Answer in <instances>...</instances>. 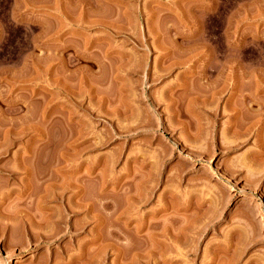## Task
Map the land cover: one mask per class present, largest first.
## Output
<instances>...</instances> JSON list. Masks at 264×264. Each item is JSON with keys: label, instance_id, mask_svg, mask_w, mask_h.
<instances>
[{"label": "rangeland", "instance_id": "1", "mask_svg": "<svg viewBox=\"0 0 264 264\" xmlns=\"http://www.w3.org/2000/svg\"><path fill=\"white\" fill-rule=\"evenodd\" d=\"M130 262L264 264V0H0V264Z\"/></svg>", "mask_w": 264, "mask_h": 264}, {"label": "bare ground", "instance_id": "2", "mask_svg": "<svg viewBox=\"0 0 264 264\" xmlns=\"http://www.w3.org/2000/svg\"><path fill=\"white\" fill-rule=\"evenodd\" d=\"M243 68V67H242ZM242 71V70H241ZM244 71V70H243ZM150 74V73H149ZM154 75H156V74H154ZM152 77H153V75H152ZM244 78V77H243ZM153 79V78H152ZM157 79V78H156ZM159 79V78H158ZM147 80V79H146ZM243 99V98H242ZM254 100V99H253ZM254 103V102H253ZM261 106V105H260ZM245 111V110H244ZM247 111V110H246ZM245 115V114H244ZM251 115V114H250ZM243 117V116H242ZM246 119H247V117H246ZM238 122V121H237ZM243 122V121H242ZM243 124V123H242ZM241 124V125H242ZM252 124V123H251ZM240 126V125H239ZM243 128V127H242ZM248 128V127H247ZM251 128H253L252 126H251ZM247 132V131H246ZM243 133H245V132H243ZM245 135V134H244ZM259 136V135H258ZM263 141V140H262ZM44 199V198H43ZM46 199V198H45ZM102 219V218H101ZM99 224V223H98ZM144 224V223H143ZM143 229V228H142ZM139 231V230H138ZM161 233V232H160ZM114 234V233H113ZM153 234V233H152ZM164 234V233H163ZM99 236V235H98ZM115 236V235H114ZM95 240H96V238H95ZM160 242V241H159ZM151 243H152V241H151ZM158 243V242H157ZM113 245H115V244H113ZM109 246H111V245H109ZM113 247V246H112ZM151 251V250H150ZM115 252V251H114ZM152 252H154V250H152ZM152 252L150 253V254H152ZM116 253H117V251H116ZM140 253V252H139ZM138 254V253H137ZM149 254V253H148ZM155 255V254H154ZM156 255H158V254H156ZM118 256V255H117ZM151 256H153V255H151ZM150 256V257H151ZM161 256V255H160ZM116 257V256H115ZM146 257V256H145ZM149 257V256H148ZM147 257V258H148ZM156 257V256H155ZM149 260H150V258H149ZM148 260V261H149ZM132 261H133V259H132ZM131 261V262H132ZM131 262L130 263H128V264H131ZM134 262V261H133ZM135 264V263H134Z\"/></svg>", "mask_w": 264, "mask_h": 264}]
</instances>
